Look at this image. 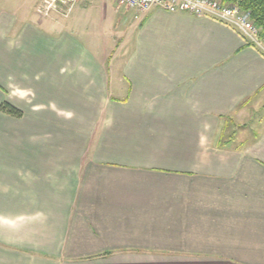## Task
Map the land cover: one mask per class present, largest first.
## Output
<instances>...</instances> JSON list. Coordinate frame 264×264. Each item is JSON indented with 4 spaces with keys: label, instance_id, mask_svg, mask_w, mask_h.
I'll return each instance as SVG.
<instances>
[{
    "label": "crops",
    "instance_id": "0c3cea01",
    "mask_svg": "<svg viewBox=\"0 0 264 264\" xmlns=\"http://www.w3.org/2000/svg\"><path fill=\"white\" fill-rule=\"evenodd\" d=\"M40 2L0 0V264H264V55L188 12Z\"/></svg>",
    "mask_w": 264,
    "mask_h": 264
},
{
    "label": "built area",
    "instance_id": "2783aa9c",
    "mask_svg": "<svg viewBox=\"0 0 264 264\" xmlns=\"http://www.w3.org/2000/svg\"><path fill=\"white\" fill-rule=\"evenodd\" d=\"M81 0H41L36 8L39 17L53 13L68 17ZM120 6L147 12L158 6L169 12H188L197 17L211 18L236 30L247 45L257 48L264 55V37L251 12L235 3L222 0H117Z\"/></svg>",
    "mask_w": 264,
    "mask_h": 264
},
{
    "label": "trees",
    "instance_id": "16d2710c",
    "mask_svg": "<svg viewBox=\"0 0 264 264\" xmlns=\"http://www.w3.org/2000/svg\"><path fill=\"white\" fill-rule=\"evenodd\" d=\"M223 2L235 3L241 9L251 12L255 23L261 29V36L264 37V0H222ZM0 110L4 113L21 117L22 111L8 102L0 105Z\"/></svg>",
    "mask_w": 264,
    "mask_h": 264
},
{
    "label": "rangeland",
    "instance_id": "374dc122",
    "mask_svg": "<svg viewBox=\"0 0 264 264\" xmlns=\"http://www.w3.org/2000/svg\"><path fill=\"white\" fill-rule=\"evenodd\" d=\"M224 129L222 131V137L223 140L229 139L230 137H233L237 130L239 129L238 125L230 120L226 121L224 125ZM241 132V130H240Z\"/></svg>",
    "mask_w": 264,
    "mask_h": 264
}]
</instances>
